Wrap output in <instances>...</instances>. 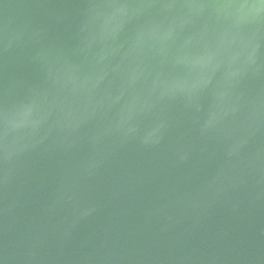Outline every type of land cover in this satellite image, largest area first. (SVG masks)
I'll return each instance as SVG.
<instances>
[{"label":"water","instance_id":"1","mask_svg":"<svg viewBox=\"0 0 264 264\" xmlns=\"http://www.w3.org/2000/svg\"><path fill=\"white\" fill-rule=\"evenodd\" d=\"M0 264H264V0H0Z\"/></svg>","mask_w":264,"mask_h":264}]
</instances>
